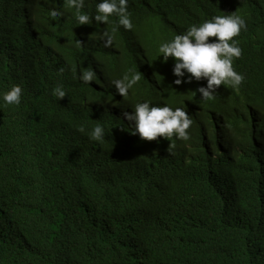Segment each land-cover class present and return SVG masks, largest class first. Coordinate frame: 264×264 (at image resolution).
<instances>
[{
  "label": "trees",
  "instance_id": "1",
  "mask_svg": "<svg viewBox=\"0 0 264 264\" xmlns=\"http://www.w3.org/2000/svg\"><path fill=\"white\" fill-rule=\"evenodd\" d=\"M97 2L76 24L65 0H0V264H264V0H129L132 29L95 20ZM228 15L244 19L237 87L158 53ZM145 100L182 108L189 139L141 138L125 114Z\"/></svg>",
  "mask_w": 264,
  "mask_h": 264
},
{
  "label": "clouds",
  "instance_id": "2",
  "mask_svg": "<svg viewBox=\"0 0 264 264\" xmlns=\"http://www.w3.org/2000/svg\"><path fill=\"white\" fill-rule=\"evenodd\" d=\"M85 0H65L66 7L72 9V15L76 24L89 23V13L82 11ZM129 0H98L95 5V20L108 22L109 17L115 15L117 23L125 29H132L133 24L130 13L127 10ZM48 15L56 19L61 12L50 10ZM244 28V19L239 15L214 16L211 20H205L199 25H191L182 34H176L170 41L159 44L158 53H163L166 60L169 55L176 58L174 73L182 75L181 69H185L193 76L199 78L201 75L208 76V85L220 84L224 82L237 87L243 77L232 67V58L239 57L241 49L237 46V41L232 39ZM106 44L113 42L111 34L106 33ZM209 37H216L215 41H209ZM231 41V42H229ZM95 79L91 70L83 71V80ZM140 75L131 72L123 76V80L115 81L118 92L124 97L128 96V90L139 81ZM177 84L180 80L175 81ZM54 95L62 97L65 92L57 87ZM207 100L213 97L205 89H200ZM3 101L9 105H18L21 100V88L13 85L3 94ZM128 119L135 121V131L141 138L153 139L157 134L171 137L175 132L183 140L189 139L186 131L192 124L191 119L182 108H175L168 105L150 106L149 101L135 104L134 114H125ZM83 130V127H81ZM102 127L97 124L90 132L91 138L101 139Z\"/></svg>",
  "mask_w": 264,
  "mask_h": 264
}]
</instances>
